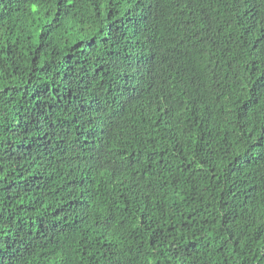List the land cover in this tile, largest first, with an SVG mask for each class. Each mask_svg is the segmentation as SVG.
I'll return each instance as SVG.
<instances>
[{
	"label": "trees",
	"instance_id": "obj_1",
	"mask_svg": "<svg viewBox=\"0 0 264 264\" xmlns=\"http://www.w3.org/2000/svg\"><path fill=\"white\" fill-rule=\"evenodd\" d=\"M0 264H264V0H0Z\"/></svg>",
	"mask_w": 264,
	"mask_h": 264
}]
</instances>
